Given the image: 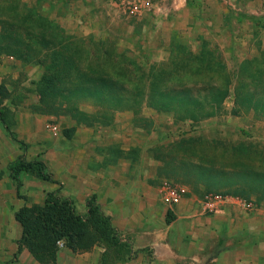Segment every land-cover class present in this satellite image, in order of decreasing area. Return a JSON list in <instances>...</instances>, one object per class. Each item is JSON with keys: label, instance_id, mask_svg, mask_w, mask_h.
Here are the masks:
<instances>
[{"label": "rangeland", "instance_id": "1", "mask_svg": "<svg viewBox=\"0 0 264 264\" xmlns=\"http://www.w3.org/2000/svg\"><path fill=\"white\" fill-rule=\"evenodd\" d=\"M100 1V5L95 9L102 15L100 22H87V18L83 17L79 22L55 19L50 15L55 5L38 4V0H0V4L6 10L9 8L10 13L23 15L29 9L33 13L45 16L52 24L60 27L61 30H56L55 27L51 29L57 31L56 38L61 40L59 44L68 42L83 50L94 51L109 73H115V77L126 81L132 94L135 92L132 77L141 75L147 80L144 73L147 67L157 62L165 64H154L155 68H159V65L166 67L169 62L168 56L176 55L177 64L171 66L172 77L176 82L185 79L205 83H214L222 79L228 81L227 95L221 109L208 118L190 121L177 118V112L148 106L145 97L139 95L136 96L140 100L135 105L136 112L133 109H110L107 111L110 117H101V122L109 124L76 123L75 118L69 114L45 112L39 105L37 82L47 73L49 47L53 44L43 41V31L38 30L39 39L26 41L30 45L28 48H19L22 57L5 51L0 45V114H3L16 136H19L16 131L19 127L18 121L25 124L32 116L35 130L28 141H23L25 147L24 149L19 147L21 150L18 151V155L23 154L26 160H42L56 181H44L31 173L22 172L19 174L15 197L20 199L23 205L30 206L43 204L46 194L54 191L59 196L70 198L76 211L84 214L86 198L95 193L99 202L98 194L105 193L99 203L106 212L102 202L109 201L110 195L115 193L113 190L118 191L116 187L119 188L118 183L124 178L122 175L135 173L139 174L141 179L136 187L146 196L151 191L152 198L159 205L169 208L172 204L164 199L169 187L184 186L186 190L205 193L202 192L200 184L190 183L186 171L176 165L173 166V162L194 160L206 165H228L238 173L249 167L264 172V113L236 106L234 103L236 81L233 79L238 65L243 60L255 57L259 59L256 60L259 64H264V45L254 43L250 49L243 46L237 48L238 50L235 48L220 50L215 42L205 40L202 42L203 46L212 51L209 63L206 64H200V60L193 58L197 51L191 48L195 47L196 41L179 39L175 42L172 54L167 56L166 53H155L157 48H161L158 45L161 39L155 37L160 28L153 31L150 29L152 27L148 28V25L143 23L147 16L124 14L112 5L111 0ZM259 2L264 6V0H258ZM4 9L0 11V19L8 17L9 13H3ZM57 9L65 17H68L72 10L70 6L64 5ZM107 11H110L112 16L107 15ZM88 24L96 26L94 28L96 37L89 35L92 33L88 31ZM11 27L13 26L0 22V31L7 28L11 29V32H17ZM143 27L148 30L147 33H143L146 31ZM256 29L263 32L264 17H261ZM44 36L48 38L47 30L44 31ZM225 41L228 43L229 40ZM151 47L155 48V51L150 50ZM182 58H187L189 64L182 61ZM132 61L142 68H136V65L132 67L130 65ZM221 62L224 64H219ZM120 70L124 71L125 75H121ZM78 105L89 113L98 110L89 100H83ZM233 109L235 111H232ZM46 123L56 124L58 132L55 134L48 130L45 127ZM71 127H74L71 136H65L63 129ZM14 143L15 146H19L18 143ZM180 165L183 166V163ZM103 171L108 174V179L98 181L102 178ZM142 176L145 178L142 179ZM111 188L114 189L110 191ZM232 188L249 190L245 185H234ZM188 190L183 198L189 193ZM220 191L226 190L222 188ZM226 195L230 194H224ZM244 199L248 206L252 203L264 204V193L251 192L248 198ZM170 212V209L166 211V221L171 219ZM112 224L122 242L128 243V239L125 238H131L132 235L125 233L124 236L117 225L113 222ZM0 233L1 237L13 238L15 229H4ZM128 250L125 251L122 246L119 249L115 246L95 244L87 250L71 251L74 254L77 252L81 254L83 264H89L88 253L91 252L95 254V264H131L130 261L136 251L131 248ZM19 252L17 248L12 250L9 245L0 244V264H15L13 262L16 261ZM67 260L69 261V258ZM152 260L154 259L149 260V264H152Z\"/></svg>", "mask_w": 264, "mask_h": 264}, {"label": "trees", "instance_id": "2", "mask_svg": "<svg viewBox=\"0 0 264 264\" xmlns=\"http://www.w3.org/2000/svg\"><path fill=\"white\" fill-rule=\"evenodd\" d=\"M2 9L4 7L0 4V11ZM27 10V13L22 15L10 13L9 8L4 9L3 13L9 14L8 17L1 18L0 22L13 26L11 28L17 32H11L12 30L7 28L0 31V45L5 51L22 57L19 48H28L30 45L27 40L39 39L38 30L43 31V41L48 44L53 43L49 47L47 73L37 82L39 105L45 109V112H62L75 118L76 123L92 125L101 122L102 116L110 117L107 112L110 109L135 111V105L140 102L136 97L139 95L145 97L148 106L177 112V118L190 121L208 118L221 109L227 95L228 81L222 79L214 83H205L185 79L176 82L171 73L172 64H177L176 55H171L168 56L169 62L166 67L159 65V68H155L154 64H165V62H157L146 68L144 73L147 80L141 75L132 77V82L135 84V89L133 88L135 92L132 94L126 81L115 77V73H109L94 51L83 50L68 42L59 44L61 40L56 38L57 31L51 29L55 27L56 30H61L60 27L52 24L45 16ZM46 30L48 38L44 36ZM174 45L175 42L173 47ZM211 53V50L202 45L201 50L193 55L195 56L193 58L200 60V64H206L209 63ZM186 59L182 58V61L189 64ZM256 60L259 59L252 57L238 65L233 77L236 81L234 103L238 107L264 113V64H259ZM131 63L132 67L142 68L133 61ZM120 71L121 75H125L124 71ZM83 100H89L98 110L89 113L79 108L78 103ZM0 121L11 139L24 149L25 143L10 129L3 114H0ZM101 123L109 124L104 121ZM73 130L74 127L63 129V133L70 137ZM181 162L183 166L180 165ZM175 165L186 171L190 183L200 184L207 193L230 194L243 198H248L251 192L264 193L263 171L249 167L238 173L228 165H206L194 160L173 162V166ZM8 169L16 189L19 185V174L22 172L31 173L44 181L56 182L42 160H26L23 154L17 155L9 163ZM234 185H245L249 190L232 188ZM222 188L226 191H220ZM85 204L86 211L80 214L70 198L51 191L46 194L43 204L20 206L14 212L15 220L21 227L17 252L25 246L40 264H55L59 242L73 251L87 250L95 244L115 246L119 249L122 246L125 251L130 249L128 243L122 242L111 222V216L102 209L95 193L86 198Z\"/></svg>", "mask_w": 264, "mask_h": 264}, {"label": "crops", "instance_id": "3", "mask_svg": "<svg viewBox=\"0 0 264 264\" xmlns=\"http://www.w3.org/2000/svg\"><path fill=\"white\" fill-rule=\"evenodd\" d=\"M41 3L55 5L50 14L55 19L79 22L83 17L87 22H100L102 17L99 10H95L101 3L99 0H38V4ZM62 5L71 7L68 17L57 9ZM106 14L112 16L110 11ZM145 16L143 23L148 28L152 27L153 31L160 28L155 37L161 39L158 44L161 48L155 51L151 47L150 50L167 56L179 39L196 41L195 49L191 50L197 52L205 40L215 42L220 50H238L243 46L250 49L254 43L264 45V30L256 29L264 17V6L258 0H152ZM92 25L87 26L92 33L89 35L96 37V26ZM144 30L143 33L148 32ZM30 117L25 124L18 121L17 138L22 141H28L35 130ZM14 142L0 121V232L15 229L13 238L1 237L0 233V244L9 245L12 250L17 248L21 235L14 212L23 205L14 195L16 188L8 169L21 150ZM101 175L98 181L108 179L104 171ZM122 176L119 188L116 187L118 191L113 190L115 193L102 205L121 233L132 235L125 238L131 250L136 251L131 264H149L150 259H154L152 264H264L263 203L248 206L240 196L223 195L224 198L216 202L217 209L210 211L205 207L207 192L187 189L189 193L180 202L166 208L152 198L151 191L146 196L136 187L141 181L139 174ZM201 189L203 192L202 186ZM103 195L105 193L98 194L99 202ZM168 209L171 219L166 221ZM88 255L87 262L95 264L94 252ZM13 263L39 264L25 247ZM67 263L81 264V254H74L62 245L57 251V264Z\"/></svg>", "mask_w": 264, "mask_h": 264}, {"label": "built area", "instance_id": "4", "mask_svg": "<svg viewBox=\"0 0 264 264\" xmlns=\"http://www.w3.org/2000/svg\"><path fill=\"white\" fill-rule=\"evenodd\" d=\"M114 7L120 10L124 14L132 16H141L147 13L152 5V0H111ZM45 127L53 133L58 132V127L56 124L46 123ZM184 186L169 187L167 190V195L164 198L169 204H177L183 198L186 192ZM224 196L222 194H207L205 196V207L210 211L217 209V203L222 200ZM63 244L59 242V247Z\"/></svg>", "mask_w": 264, "mask_h": 264}]
</instances>
